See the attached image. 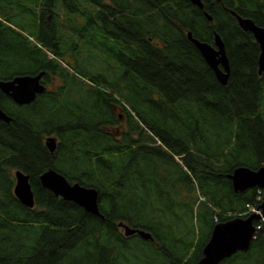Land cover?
<instances>
[{
  "label": "trees",
  "instance_id": "16d2710c",
  "mask_svg": "<svg viewBox=\"0 0 264 264\" xmlns=\"http://www.w3.org/2000/svg\"><path fill=\"white\" fill-rule=\"evenodd\" d=\"M203 3L0 0V81L44 71L47 85L23 105L0 90V264H197L216 223L258 208L262 189L229 178L264 163L260 46L233 12L264 26V0ZM188 32L221 36L227 84ZM48 169L97 189L100 214L44 188ZM17 170L33 208L14 194ZM256 225L250 249L220 264H264Z\"/></svg>",
  "mask_w": 264,
  "mask_h": 264
},
{
  "label": "water",
  "instance_id": "95a60500",
  "mask_svg": "<svg viewBox=\"0 0 264 264\" xmlns=\"http://www.w3.org/2000/svg\"><path fill=\"white\" fill-rule=\"evenodd\" d=\"M190 1L200 8L204 7L203 0ZM206 15L210 20L212 19L209 14L206 13ZM233 15L236 16L244 30L253 33L256 42L260 46L259 73L262 74L264 72V26H259L254 20L241 17L236 12H233ZM188 37L199 49L206 63L214 71L218 81L224 85L227 84L230 64L221 36L219 34L215 35L214 45L193 38L191 32H188ZM44 74L43 71L36 75H19L10 80H1L0 90L19 105L30 104L38 94L46 90V85L42 83ZM10 120L11 117L0 108V121L9 122ZM46 145L51 152H54L57 146L56 138L48 137ZM229 178L236 192H244L251 188L262 189V202L256 210L246 216H236L216 223L209 240L203 248V256L197 264H220L224 259L239 251H248L256 237L257 222L264 220V163L258 169L239 166L229 175ZM15 179L14 194L22 204L33 208L35 197L29 174L17 170L15 171ZM40 183L56 196L75 202L87 212L100 214L97 189L83 186L78 182L71 183L55 169H48L41 174ZM119 226L123 228L126 236L138 234L143 239H153L149 231L132 228L124 222H120Z\"/></svg>",
  "mask_w": 264,
  "mask_h": 264
},
{
  "label": "rangeland",
  "instance_id": "374dc122",
  "mask_svg": "<svg viewBox=\"0 0 264 264\" xmlns=\"http://www.w3.org/2000/svg\"><path fill=\"white\" fill-rule=\"evenodd\" d=\"M251 209H253V208H251ZM186 215H188V214H186ZM185 219L187 218L188 220H190V217H189V215L188 216H186V217H184ZM138 240V239H137ZM135 241H136V239H135ZM134 263H130V264H139V260H138V257H137V255H135L134 254Z\"/></svg>",
  "mask_w": 264,
  "mask_h": 264
},
{
  "label": "flooded vegetation",
  "instance_id": "af4514ba",
  "mask_svg": "<svg viewBox=\"0 0 264 264\" xmlns=\"http://www.w3.org/2000/svg\"><path fill=\"white\" fill-rule=\"evenodd\" d=\"M241 29H242L243 31H247V30H244L242 27H241ZM254 38H255V36H254ZM255 40H256V38H255ZM253 41H254V40H249V43L252 44ZM229 64H230V61H229ZM259 67H260V66H259V59H258V72H259ZM230 73H231V64H230ZM263 73H264V72H263ZM263 73H262V74H263ZM262 74L259 73V75H262ZM229 76H230V74H229ZM216 78H217V77H216ZM42 82H43V81H42ZM46 86H47V85H46ZM46 88H47V87H46Z\"/></svg>",
  "mask_w": 264,
  "mask_h": 264
}]
</instances>
